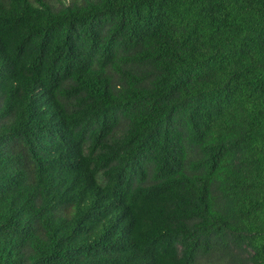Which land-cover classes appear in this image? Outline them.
Returning <instances> with one entry per match:
<instances>
[{
  "label": "trees",
  "instance_id": "obj_1",
  "mask_svg": "<svg viewBox=\"0 0 264 264\" xmlns=\"http://www.w3.org/2000/svg\"><path fill=\"white\" fill-rule=\"evenodd\" d=\"M0 264H264V0H0Z\"/></svg>",
  "mask_w": 264,
  "mask_h": 264
},
{
  "label": "rangeland",
  "instance_id": "obj_2",
  "mask_svg": "<svg viewBox=\"0 0 264 264\" xmlns=\"http://www.w3.org/2000/svg\"><path fill=\"white\" fill-rule=\"evenodd\" d=\"M67 1V0H66Z\"/></svg>",
  "mask_w": 264,
  "mask_h": 264
}]
</instances>
